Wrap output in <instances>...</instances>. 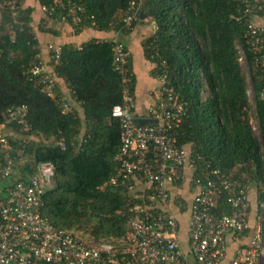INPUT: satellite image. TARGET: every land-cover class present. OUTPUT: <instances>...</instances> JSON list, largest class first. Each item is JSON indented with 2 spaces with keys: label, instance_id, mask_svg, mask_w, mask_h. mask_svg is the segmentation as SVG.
<instances>
[{
  "label": "trees",
  "instance_id": "16d2710c",
  "mask_svg": "<svg viewBox=\"0 0 264 264\" xmlns=\"http://www.w3.org/2000/svg\"><path fill=\"white\" fill-rule=\"evenodd\" d=\"M59 1L65 0H38L42 10L46 7L42 12L47 20L73 26L75 35L86 27L130 34L140 18L154 22L157 30L142 44L144 56L154 66L156 79L155 68L166 61V86L185 103L180 145L194 146L212 166L250 185L257 223L264 200V192L259 191L264 187V101L259 100L256 106L259 141L249 124L247 81L250 75L259 94L264 75L255 67L251 54L247 55L249 72L238 64L236 44H244L246 39L238 0H140L138 20L129 27L123 22L129 0H79L83 12L76 25L67 10L59 9ZM32 13L31 8L23 9V0H0V125L6 122L7 130L18 128L17 122H8V111L26 106L24 119L30 128L20 138L11 135V152L0 154V163H6L7 156L12 160L13 171L11 178L0 181V196L8 199L17 181L24 184L39 163L51 162L56 173L53 185L42 194L44 216L59 229L120 248L127 240V197L120 188L103 186L115 175L120 131L112 110L123 103L113 49L118 43L129 49L119 38L93 39L78 47L51 43L42 48L31 26ZM39 29L58 34L46 25ZM131 60L129 54L125 66L135 97ZM36 67L42 69L40 76L49 75L54 80L53 97L38 87L37 80L41 79L31 71ZM60 81L80 103L84 119L63 113L61 98L65 94ZM62 140L65 149L58 145ZM215 205V215L230 214L224 196Z\"/></svg>",
  "mask_w": 264,
  "mask_h": 264
},
{
  "label": "built area",
  "instance_id": "2783aa9c",
  "mask_svg": "<svg viewBox=\"0 0 264 264\" xmlns=\"http://www.w3.org/2000/svg\"><path fill=\"white\" fill-rule=\"evenodd\" d=\"M129 1L130 8L123 18L127 27L140 15V0ZM58 5L70 13L73 24L81 19L83 9L79 0L59 1ZM238 7L240 21L246 28L244 44H236L238 64L249 72L247 55L251 54L255 67L264 75V0H238ZM113 53L114 69L122 81L123 103L112 110V117L119 121L120 139L114 157L115 175L107 186L120 188L127 197L126 243L120 248L109 243L97 244L55 227L42 213V194L53 185L56 167L42 162L27 182L15 183V189L9 190L11 197L0 196V264H221L227 257L230 236L238 241L245 237L247 242L237 248L229 264H264V234L259 225L250 231V185L233 180L212 166L194 146L180 145L186 106L166 86V61L155 68L160 87L153 94L156 104L148 109L151 122L138 125L134 121L131 75L125 66L130 53L120 43L114 46ZM31 71L41 79L37 80L38 87L53 97L52 77L40 76L39 67ZM247 86L249 104L256 111L258 101H264V83L258 94L249 75ZM61 99L63 113L77 118L74 103L81 105L72 99L70 91ZM27 111L26 106L8 111V122L18 125L14 133L30 130L24 119ZM256 117L249 116V124L257 137V130L261 135V126L258 121L256 128ZM7 125H0V154L5 155L11 150V141L1 133ZM58 145L66 148L63 140ZM11 171L12 160L7 156L6 163H0V179L10 177ZM185 186L188 193L193 190L188 205L182 202ZM222 196L230 206V214L217 216L213 210ZM175 206L188 213L187 249L180 237L181 223L173 210Z\"/></svg>",
  "mask_w": 264,
  "mask_h": 264
},
{
  "label": "crops",
  "instance_id": "0c3cea01",
  "mask_svg": "<svg viewBox=\"0 0 264 264\" xmlns=\"http://www.w3.org/2000/svg\"><path fill=\"white\" fill-rule=\"evenodd\" d=\"M33 9L32 13V23L34 32L36 33L42 48L48 44H72L75 46H80L82 43H85L90 40H110L113 38H119L121 41H124L125 45L128 47L131 54V66L133 69V74L135 76L134 90H135V113L134 117L140 122H151V117L148 113L149 107H152L156 104L153 94L155 89H159V81L153 77L152 70L154 66L145 59L143 51V41L151 37L155 32L156 25L150 18L145 16L140 18L135 27V29L130 34H125L120 32L116 35L110 32H99L92 27L85 28L79 35H75L72 31L71 25L61 24L60 22H55L50 19L47 20L46 15L42 12V7L39 4L38 0H23V9ZM1 17V15H0ZM44 18L46 21H44ZM40 25H46L49 29L58 31L57 35H52L49 33H42L40 31ZM157 30V29H156ZM115 35V36H114ZM46 51L44 50V55ZM60 89L64 94H69V88L67 85L60 81ZM77 117L80 120L84 119V111L81 106L74 103ZM4 134L13 135L11 132L7 133L3 131ZM1 192V191H0ZM188 187H184L182 190L183 203L187 205L191 203L193 197V190L188 193ZM254 194V191L252 192ZM252 197H255L252 195ZM177 218L181 223L180 237L183 242V247L187 249L188 241V213L183 210H179L177 206L173 208ZM256 220L250 218V227H256ZM247 238H243L240 241L233 239V237H228L227 239V257L221 264H229L235 255L237 248L246 243ZM192 264H195L194 261Z\"/></svg>",
  "mask_w": 264,
  "mask_h": 264
},
{
  "label": "rangeland",
  "instance_id": "374dc122",
  "mask_svg": "<svg viewBox=\"0 0 264 264\" xmlns=\"http://www.w3.org/2000/svg\"><path fill=\"white\" fill-rule=\"evenodd\" d=\"M155 31H156V29H155ZM248 79H249V76H248ZM160 87V86H159ZM157 89H155L154 91H156ZM253 98H254V96L253 95H251V100H253ZM253 114H255L256 115V111L252 108V106H251V109H250V111H249V115L250 116H253ZM257 122H258V119H257V117L255 118V120H254V123H255V126H256V128L258 129V124H257ZM14 129H8V130H6L5 132H7V133H10V132H12ZM84 130L82 129V132H83ZM20 134H22V133H18L17 131H15V137H17V138H20ZM256 135H257V139H260L261 140V135H260V132H258V130H257V133H256ZM8 138H11V136H8ZM10 152H11V150H10ZM253 190H256L255 188L253 189ZM259 191L261 192V193H263L264 192V189L262 190V187H261V189L259 188ZM256 193V192H255ZM251 206H252V219H254V220H256L255 219V215L257 216V205L255 204V201H252V203H251ZM256 225H259L260 226V228H261V231L263 232V234H264V208L261 210V213H260V217H259V219H258V221H257V224ZM77 233V232H76ZM87 238V237H86ZM86 238H84V239H86ZM89 239V238H88ZM87 240V239H86ZM263 263H264V258H263Z\"/></svg>",
  "mask_w": 264,
  "mask_h": 264
},
{
  "label": "clouds",
  "instance_id": "9594fccd",
  "mask_svg": "<svg viewBox=\"0 0 264 264\" xmlns=\"http://www.w3.org/2000/svg\"><path fill=\"white\" fill-rule=\"evenodd\" d=\"M113 67H114V66H113ZM114 71H115V69H114ZM130 75H131V74H130ZM121 82H122V81H121ZM131 87H133V82H132V81H131ZM134 99H135V97H134ZM135 104H136V101H135ZM135 110H136V107H135ZM134 113H135V111H134ZM135 120H136V119H135ZM135 120H134V121H135ZM144 123H146V122H143V124H144ZM16 129H17V128H16ZM6 130H7V128L3 129V130L1 131V133H2L3 135H6V136L8 137V136H10V135H8V134H4V133H3V131H6ZM11 133H12V134H15L14 131H12ZM9 152H10V151H9ZM9 152H7L6 155H8ZM1 164H5V162H1ZM5 178H6V177H5ZM5 178H1L0 181H3V179H5ZM10 178H11V176H10ZM14 180L17 181L16 178H15ZM109 181H110V180H109ZM109 181H108V182H109ZM17 182H18V181H17ZM108 182H107V183H108ZM107 183H106L104 186H105L106 188H109V187L107 186ZM104 186H103V189H106V188H104Z\"/></svg>",
  "mask_w": 264,
  "mask_h": 264
},
{
  "label": "water",
  "instance_id": "95a60500",
  "mask_svg": "<svg viewBox=\"0 0 264 264\" xmlns=\"http://www.w3.org/2000/svg\"><path fill=\"white\" fill-rule=\"evenodd\" d=\"M135 123H137L138 125H142V124H143V122H140V121H138V120H135ZM104 188H106V187L104 186ZM214 211H215V210H213V213H214Z\"/></svg>",
  "mask_w": 264,
  "mask_h": 264
},
{
  "label": "bare ground",
  "instance_id": "6f19581e",
  "mask_svg": "<svg viewBox=\"0 0 264 264\" xmlns=\"http://www.w3.org/2000/svg\"><path fill=\"white\" fill-rule=\"evenodd\" d=\"M115 72H117V71L115 70Z\"/></svg>",
  "mask_w": 264,
  "mask_h": 264
}]
</instances>
